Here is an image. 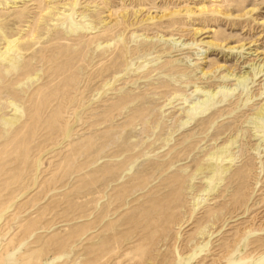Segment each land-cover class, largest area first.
Wrapping results in <instances>:
<instances>
[{
    "label": "rangeland",
    "instance_id": "1",
    "mask_svg": "<svg viewBox=\"0 0 264 264\" xmlns=\"http://www.w3.org/2000/svg\"><path fill=\"white\" fill-rule=\"evenodd\" d=\"M0 264H264V0H0Z\"/></svg>",
    "mask_w": 264,
    "mask_h": 264
}]
</instances>
